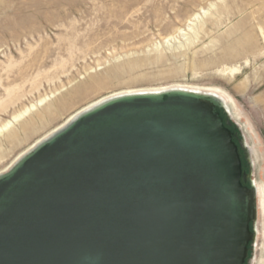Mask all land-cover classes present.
I'll return each mask as SVG.
<instances>
[{
	"label": "water",
	"instance_id": "1",
	"mask_svg": "<svg viewBox=\"0 0 264 264\" xmlns=\"http://www.w3.org/2000/svg\"><path fill=\"white\" fill-rule=\"evenodd\" d=\"M163 90L104 101L0 175V264H247L245 145L218 101Z\"/></svg>",
	"mask_w": 264,
	"mask_h": 264
},
{
	"label": "rangeland",
	"instance_id": "2",
	"mask_svg": "<svg viewBox=\"0 0 264 264\" xmlns=\"http://www.w3.org/2000/svg\"><path fill=\"white\" fill-rule=\"evenodd\" d=\"M195 15L204 22L196 39L187 28ZM259 26H264V0H0V124L37 104L13 125L16 141L0 136V171L72 114L107 95L216 88L235 104L221 109V116L229 120L237 142L246 143L241 151L250 179L264 186V40ZM178 29L194 42L185 44L187 35L179 36ZM48 105L51 113L40 119ZM23 122L33 126L23 132ZM255 204L256 239L247 264H264L260 192Z\"/></svg>",
	"mask_w": 264,
	"mask_h": 264
},
{
	"label": "bare ground",
	"instance_id": "3",
	"mask_svg": "<svg viewBox=\"0 0 264 264\" xmlns=\"http://www.w3.org/2000/svg\"><path fill=\"white\" fill-rule=\"evenodd\" d=\"M197 17L195 15V17H193L192 19L189 20V24H188V29L189 31L192 33V35L194 36V39L197 38V33L199 31V29H202V26L204 24V22H200L197 20ZM194 21V22H193ZM196 21V22H195ZM259 30L262 34L263 40H264V26H259ZM177 34L179 36H185L187 34H183L182 33V29H178ZM171 39H176V36L170 37L166 39V43H168ZM194 39L191 38V35L188 34L187 37L184 39L185 44H192L194 42ZM178 45L180 47L184 46L182 42H178ZM174 46V45H173ZM170 47V46H169ZM130 65L132 64V62L129 63ZM235 69H231V71L233 72ZM163 89L166 88H151V89H137V90H126V91H120V92H116L110 95H107L105 97L100 98L99 100L83 107L82 109L78 110L77 112H75L74 114H72L66 121H64L61 125L57 126L56 128H54L53 130H51L48 134H46L45 136L41 137L40 139H38L37 141H35L29 148H27L25 151H23L22 153H20L11 163V165L4 171H0V175L4 174L5 172H7L9 169H11L14 165H16L18 162H20L24 157H26L37 145H39L40 143H42L43 141H45L46 139H48L52 134H54L55 132L59 131L60 129H62L66 124H68L71 120H73L75 117H77L78 115H80L81 113L92 109L94 107H96L97 105L103 103L104 101L114 98V97H118L121 95H124L126 93H132L135 91H150L153 93H158L161 91H164ZM183 91H187V92H192L195 94H199V95H203V96H207L210 97L212 99H215L216 101H218L221 105H223V107L226 110H229V107H235V104L232 100V98L225 94L224 92L220 91L219 89L216 88H183ZM44 99H39V103L38 105H42L43 104ZM37 104H30L29 106H25L23 109H21L18 112H15L14 114H12V116L7 119L4 123L0 124V136H2L3 138H7L9 140L16 141L17 140V131H15L12 127L15 123L20 122L22 119H24L26 116H28L29 114H31L32 111L37 109ZM46 110L41 112L39 118L42 119L45 117L46 114H50L52 108L50 107V105L46 106ZM236 110V109H235ZM236 112V111H235ZM33 126L32 122H23L20 124V129L23 132H26L30 127ZM243 145L246 146L245 141H242ZM244 146V148H245ZM2 141L0 140V160L4 157V153H3V149H2ZM253 186L255 188V192L256 194L259 195L260 192V200L262 202V205L264 206V186L263 184H261L259 187L258 185L255 183L254 180H252ZM256 211H257V207H256Z\"/></svg>",
	"mask_w": 264,
	"mask_h": 264
},
{
	"label": "trees",
	"instance_id": "4",
	"mask_svg": "<svg viewBox=\"0 0 264 264\" xmlns=\"http://www.w3.org/2000/svg\"><path fill=\"white\" fill-rule=\"evenodd\" d=\"M219 112H220L221 115H223V112H222L221 109H219ZM229 130L232 132L233 135L235 134L234 131L231 128H229ZM233 140L237 144V146L239 147L238 142H237V138L233 137ZM239 153H240V158H241L242 170L243 171H247L245 160H244V157L242 155V151H241L240 148H239ZM245 184L248 185L247 183H245ZM250 229H252V222L250 223ZM248 246L250 247V244ZM249 255H250V251L248 253V257H249Z\"/></svg>",
	"mask_w": 264,
	"mask_h": 264
},
{
	"label": "flooded vegetation",
	"instance_id": "5",
	"mask_svg": "<svg viewBox=\"0 0 264 264\" xmlns=\"http://www.w3.org/2000/svg\"><path fill=\"white\" fill-rule=\"evenodd\" d=\"M236 113H237V111H236ZM238 114V113H237Z\"/></svg>",
	"mask_w": 264,
	"mask_h": 264
}]
</instances>
